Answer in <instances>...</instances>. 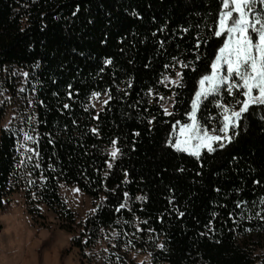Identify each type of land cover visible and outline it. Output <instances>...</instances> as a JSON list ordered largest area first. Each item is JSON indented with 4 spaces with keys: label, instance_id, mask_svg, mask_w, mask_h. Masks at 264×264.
Segmentation results:
<instances>
[{
    "label": "trees",
    "instance_id": "obj_1",
    "mask_svg": "<svg viewBox=\"0 0 264 264\" xmlns=\"http://www.w3.org/2000/svg\"><path fill=\"white\" fill-rule=\"evenodd\" d=\"M221 3L0 0V215L15 185L30 215L44 204L72 222L59 185H73L97 207L80 232L67 228L71 249L90 250L112 231L158 264H264L252 240L264 234V105L250 107L226 149L196 157L165 144L175 120L189 121L197 81L225 38L212 29ZM176 71L183 86L168 88ZM93 92L108 95L97 114ZM197 116L209 128L222 119L211 99Z\"/></svg>",
    "mask_w": 264,
    "mask_h": 264
},
{
    "label": "snow or ice",
    "instance_id": "obj_2",
    "mask_svg": "<svg viewBox=\"0 0 264 264\" xmlns=\"http://www.w3.org/2000/svg\"><path fill=\"white\" fill-rule=\"evenodd\" d=\"M212 29L215 37L219 38L226 34V38L216 49L214 59L211 60V73L202 74L197 81L198 88L191 99V110L186 112L189 122L175 120L165 142L167 147L196 157L200 156L201 149H206L210 153L218 149H226L240 135L241 121L250 107L264 105V0H222ZM199 46L200 41L197 40L196 47ZM196 59H200L199 55ZM111 62V57L104 60L106 65ZM180 65L182 68L188 67V64L183 61H180ZM176 76L177 79L170 82L177 87H182V73L177 72ZM169 79L164 77V80ZM129 86H131L130 83ZM148 91L149 94L152 93V89ZM222 92H226L227 96L233 98L236 107H230L224 102L221 97ZM99 95L98 92L92 93L93 97H99ZM237 96L241 98L237 99ZM109 99H111L110 96ZM209 99L221 111V122L215 128H209L197 116L202 102ZM107 102L106 100L104 103L107 104ZM64 107L68 108L69 105L65 104ZM164 113L172 115L167 109H164ZM208 119L209 121L213 119L211 114ZM135 134L139 135V133ZM25 139L31 140L32 137L25 133ZM117 143V140L112 141L114 146ZM119 152L120 149L114 147L110 156L116 158ZM108 166L111 168L112 164L109 163ZM254 183L260 182L254 181ZM125 196L127 197L128 193H125ZM243 203V201L238 202L237 207H241ZM260 203L264 205V196L260 197ZM123 207L125 205L121 204L120 208ZM183 215V212L179 213V216ZM229 215L231 216L232 213ZM159 247L164 246L159 245Z\"/></svg>",
    "mask_w": 264,
    "mask_h": 264
},
{
    "label": "rangeland",
    "instance_id": "obj_3",
    "mask_svg": "<svg viewBox=\"0 0 264 264\" xmlns=\"http://www.w3.org/2000/svg\"><path fill=\"white\" fill-rule=\"evenodd\" d=\"M176 79L175 74L166 80V86H175L170 81ZM106 100V93L99 97L91 95L89 107L97 114ZM164 109L171 112L169 105ZM10 119L9 113L2 119V127ZM113 148L108 149L109 156ZM203 150L206 149H201L200 153ZM20 179L17 183L21 182ZM59 195L72 214V222L64 216H57L44 204H38V213L30 215L24 187L13 185L6 198L11 208L7 214L0 215V264H158L152 261L149 253L138 249L127 238L117 239L112 231L104 233L100 242L90 250L71 249V234L67 228L80 232L87 215L96 210L97 202L73 185L60 184ZM252 240L264 245V234ZM257 252H261L260 249Z\"/></svg>",
    "mask_w": 264,
    "mask_h": 264
}]
</instances>
